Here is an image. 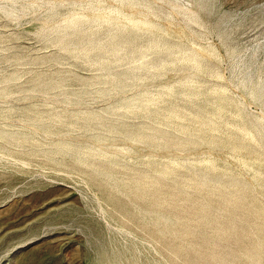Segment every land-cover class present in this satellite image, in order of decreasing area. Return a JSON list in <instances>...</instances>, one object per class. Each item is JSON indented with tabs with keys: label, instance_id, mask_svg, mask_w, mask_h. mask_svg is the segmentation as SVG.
Here are the masks:
<instances>
[{
	"label": "rangeland",
	"instance_id": "obj_1",
	"mask_svg": "<svg viewBox=\"0 0 264 264\" xmlns=\"http://www.w3.org/2000/svg\"><path fill=\"white\" fill-rule=\"evenodd\" d=\"M225 233L264 264V0H0V264H216Z\"/></svg>",
	"mask_w": 264,
	"mask_h": 264
},
{
	"label": "bare ground",
	"instance_id": "obj_2",
	"mask_svg": "<svg viewBox=\"0 0 264 264\" xmlns=\"http://www.w3.org/2000/svg\"><path fill=\"white\" fill-rule=\"evenodd\" d=\"M209 167V166H207ZM136 180L138 182L139 179L136 178ZM160 186L158 184H155L154 182L151 184L150 190L153 192L155 191L157 188H159ZM144 196L147 197V194H145L143 192ZM155 204V200L154 198H152L151 196L148 197V200L146 202V206H149L148 208L145 209V211L147 213H151L155 211L156 206ZM197 206L196 203H193L190 207L188 208H184L183 212L185 214H192L193 211L196 210V215L195 218L196 219H200L198 225L200 224L201 228L200 230H191L192 233L194 234H198L203 236L205 233H208L207 230L208 229H213V230H219V221L213 220V219H209L208 216L206 215H200L198 213V208H195ZM227 235V233L223 234ZM222 235H220L219 237L216 238L215 242H216V247L214 248V250H212L209 253V257L211 258V261H215L216 264H223L224 260H225V253L226 254H233L234 252V238L232 236L227 235L226 237H223ZM170 237H181V233L180 230L174 229V232H170ZM193 247V254H196L197 257L201 260V262H203L204 260H206L207 258H205L203 255L200 254V252L197 250L196 245L192 244ZM250 264H261L259 263L258 259L253 255V253H251L250 255Z\"/></svg>",
	"mask_w": 264,
	"mask_h": 264
}]
</instances>
